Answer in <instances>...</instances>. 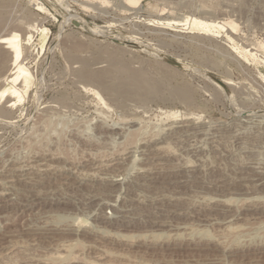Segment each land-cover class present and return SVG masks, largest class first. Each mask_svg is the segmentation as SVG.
Masks as SVG:
<instances>
[{"label":"rangeland","instance_id":"374dc122","mask_svg":"<svg viewBox=\"0 0 264 264\" xmlns=\"http://www.w3.org/2000/svg\"><path fill=\"white\" fill-rule=\"evenodd\" d=\"M99 1L0 0V37L21 36L32 75L21 102L0 103V264H264L251 182L264 166V0ZM192 17L233 21L237 44L192 34ZM185 121L201 131L176 136ZM28 190L42 199L21 213ZM131 205L139 219L122 218Z\"/></svg>","mask_w":264,"mask_h":264},{"label":"bare ground","instance_id":"6f19581e","mask_svg":"<svg viewBox=\"0 0 264 264\" xmlns=\"http://www.w3.org/2000/svg\"><path fill=\"white\" fill-rule=\"evenodd\" d=\"M92 0H85V2H91ZM96 1V0H95ZM125 1V3L127 4V7L128 8H137V6L142 2V0H124ZM99 2H101V3H103V6H107L106 4H110V3H108L109 2V0L107 1V0H102V1H99ZM87 3H85V4H87ZM97 4H98V2H97ZM105 4V5H104ZM88 5H91V3H88ZM66 7V6H65ZM64 7V8H65ZM85 8V7H84ZM88 8H89V6H88ZM126 8V7H125ZM41 9V8H40ZM66 9H68L67 7H66ZM89 10H90V8H89ZM68 11H69V9H68ZM43 13V12H42ZM45 13V12H44ZM76 17V16H75ZM74 16H71L70 18H68V19H66V21L65 22H63L62 24H61V31L64 29V27L69 23V21H73V20H76L77 21V17L75 18ZM28 24V23H27ZM30 25V24H29ZM28 25V26H29ZM31 25H32V23H31ZM30 25V26H31ZM149 25V24H148ZM187 25V24H186ZM187 26H189V28L187 27V29H189V31L192 33V34H198V35H201V36H204V37H212V38H223V37H226L227 39H228V41L230 42V43H234V44H237L236 43V41H237V39H236V41H235V39H234V34H236V32L235 31H237V25L233 22V21H229V22H226V23H224V22H222V23H219L218 21H216V22H205L204 20H202L201 21V19H197V18H189V20H188V25ZM150 27H154V28H156V29H160V30H168V28H170V27H172L170 24H168V23H164V24H162V23H150ZM93 29L94 30H97V32H101L99 29L100 28H97V27H93ZM38 30H40V29H38ZM103 30V29H102ZM233 30V31H232ZM231 31V32H230ZM40 32L41 33H43V34H45L46 32H47V30L46 29H41L40 30ZM50 32V31H49ZM234 34H233V33ZM58 36V35H57ZM29 38H30V41H31V36H28ZM211 38V39H212ZM26 40V39H25ZM28 41V40H27ZM22 39H21V36L17 33V34H10L9 36H5V37H0V67H1V65H2V63H3V59L5 58L6 59V61L8 62L9 61V63H11L12 65L11 66H13V68L11 67V69H13L12 70V73L10 74V76H8L7 78H6V84H7V87H5V88H2V89H0V103H1V101H3L4 99L6 100V103L8 104V102L9 101H12L13 99H17L19 102H21L23 99H24V94L25 93H27L31 88H32V75H31V73H30V71H29V69L25 66V64H24V58L22 59V52H23V45H22ZM28 43H29V41H28ZM228 43V42H227ZM233 44V45H234ZM248 47V46H247ZM255 47H256V45H255ZM257 47H259V48H257V49H255V51L256 50H261V51H263V53H264V44H259V46L257 45ZM250 48V47H249ZM253 49V48H252ZM252 49L251 50H249V49H245V47L244 48H242V47H235L234 48V50L235 51H233L232 53H237V55L239 54L240 56H242L243 57V59H245L248 63H255V64H259V58H258V54L257 53H255V52H253L252 51ZM27 51H28V49H27ZM258 52V51H257ZM24 60V61H23ZM263 61V60H262ZM2 62V63H1ZM5 62V61H4ZM5 65V64H4ZM133 80H135V79H133ZM137 81H139L140 82V84H141V81H142V84L140 85V84H138L139 82H137ZM137 81L135 80V82H137V84L139 85V86H142L143 84H145V82H143V80L142 79H140V78H138L137 79ZM228 81H229V79H228ZM228 81L226 80V84L229 86V85H232L231 83H228ZM229 82H232V81H229ZM145 87H147V86H145ZM226 87V86H225ZM225 89V88H224ZM87 91H88V89H87ZM219 91V90H218ZM217 91V92H218ZM221 91H222V89H221ZM219 93V92H218ZM218 93H217V95H218ZM221 93V92H220ZM99 96V95H98ZM220 96V95H219ZM100 97V96H99ZM101 100V99H100ZM14 102V101H13ZM105 102V101H104ZM5 103V102H4ZM7 104H6V106H7ZM3 106H4V104H3ZM173 115H175V114H173ZM170 117H172V115L170 116ZM174 118V117H173ZM189 119V118H188ZM187 119V120H188ZM243 120V119H242ZM241 120V121H242ZM246 120H248V119H246ZM240 121V120H239ZM245 121V120H244ZM243 121V122H244ZM176 123V122H175ZM179 124H181L180 126H178V127H175L177 130L176 131H174L175 132V134H177L176 136H179V135H188V134H196L197 132H199V131H201V130H199L198 131V127H196L195 125H193L192 124V121H191V124H189L188 122H181V123H179ZM238 125V124H237ZM240 125V124H239ZM246 126V125H245ZM248 126V125H247ZM173 127V126H172ZM243 127V126H242ZM259 128V127H258ZM100 129H102V126H101V128ZM117 130V129H116ZM260 130V129H259ZM204 131V130H203ZM203 131H202V133H203ZM216 131V130H215ZM103 132V131H102ZM173 132V131H172ZM217 132V131H216ZM215 132V133H216ZM262 132V131H261ZM260 132V133H261ZM180 133H182V134H180ZM201 133V132H200ZM213 133V132H212ZM218 133V132H217ZM263 134H264V132H263ZM235 135V134H234ZM194 136V135H193ZM210 136V135H209ZM260 136V135H259ZM179 137H181V136H179ZM196 137V136H195ZM236 137V136H235ZM174 138H176V137H174ZM183 138V137H182ZM197 138V137H196ZM260 138V137H259ZM256 139V138H255ZM215 140V139H214ZM177 141V140H176ZM239 141V140H238ZM172 142V141H171ZM242 142V141H241ZM158 144V143H157ZM219 144V143H218ZM152 145V144H151ZM154 146V145H153ZM157 146V145H156ZM149 147V146H148ZM217 147V146H216ZM159 148V147H158ZM147 149V148H146ZM219 149V148H218ZM143 150H144V148H143ZM150 150V149H149ZM159 150V149H158ZM149 152H152V151H149ZM214 152V151H213ZM248 152V151H247ZM147 153V152H146ZM160 153V152H159ZM129 154V153H128ZM137 154V153H136ZM150 155V154H149ZM157 155V154H156ZM196 156V155H195ZM52 158H54V157H52ZM48 160V159H47ZM52 160V159H51ZM121 160H122V162L120 161V160H118L117 161V163H115V164H112V165H110V164H108V165H110V167H113V168H115L116 166H119V165H121V164H123V162H125L126 161V158H121ZM125 160V161H124ZM36 161V160H35ZM41 161V160H40ZM43 161H44V159H43ZM251 161V160H250ZM48 162V161H47ZM159 162V161H158ZM260 162V161H259ZM41 163V162H40ZM43 163V162H42ZM46 163V162H45ZM49 163V162H48ZM162 163V162H161ZM261 163V162H260ZM44 164V163H43ZM50 164V163H49ZM126 164V163H125ZM160 164V163H159ZM164 164V163H163ZM251 164H252V162H251ZM251 164H249V165H251ZM254 164V163H253ZM256 164V163H255ZM259 164V163H258ZM258 164H256V165H258ZM262 164V163H261ZM35 165H37V162H36V164ZM154 165V164H153ZM156 165V164H155ZM167 165V164H166ZM249 165H247V166H249ZM31 165H29V166H25V167H23L22 168V166H21V168H15V169H11V175L12 176H15V175H17V173H22V175H23V173L27 176V175H30L31 174V171H32V167H30ZM33 166V165H32ZM51 166V165H50ZM252 166V165H251ZM255 166V165H254ZM254 166H253V168H254ZM28 167V168H27ZM37 168V166H35V169ZM39 168H40V165H39ZM109 168V167H108ZM112 168V169H113ZM120 168H121V166H120ZM160 168H161V166H160ZM175 168V167H174ZM194 168V167H193ZM243 168H244V165H243ZM255 168H256V166H255ZM34 169V168H33ZM43 169V168H42ZM115 169H117V168H115ZM178 169V168H177ZM176 169V170H177ZM239 169H242V168H239ZM250 169H252V168H249V170ZM41 170V169H40ZM66 170H68V169H66ZM181 170V169H180ZM186 170V169H185ZM198 170H199V168H198ZM13 171V172H12ZM39 171V170H38ZM42 171V170H41ZM45 171V170H44ZM43 171V172H44ZM71 171V170H70ZM151 171V170H150ZM169 171V170H168ZM251 171V170H250ZM33 172V171H32ZM115 172V171H114ZM158 172V171H157ZM177 172V171H176ZM253 173L254 174H257V176L256 177H254L253 175V179L251 178V182H254V183H256V184H254V186L256 185V186H259V187H261L262 189H264V166H263V168H261V166H260V170H255V171H253ZM35 174V173H34ZM171 174V173H170ZM8 175V174H7ZM10 175V176H11ZM42 175V174H41ZM243 175V174H242ZM245 175V174H244ZM17 176H19V175H17ZM182 176V175H181ZM186 176V175H185ZM248 176V175H247ZM20 177V176H19ZM28 177V176H27ZM30 177V176H29ZM198 176H196V178H197ZM243 177H245V176H243ZM249 177H250V175H249ZM33 178V177H32ZM80 178V177H79ZM116 178V177H115ZM240 178V177H239ZM2 179V178H1ZM83 179V178H82ZM85 179V178H84ZM120 179V178H119ZM145 179V178H144ZM156 179V178H155ZM246 179V178H245ZM250 179V178H249ZM10 180H11V178H10ZM14 180V179H13ZM24 180V179H23ZM38 180H40V179H38ZM118 180V179H117ZM139 180V179H138ZM148 180H150V181H152L151 182V184L152 183H157L156 181H154V178H148ZM1 181V180H0ZM4 181V180H3ZM35 181V180H34ZM114 181V180H113ZM184 181V180H183ZM189 181V180H188ZM9 182H12V180L11 181H9ZM133 182H134V180H133ZM143 182V181H142ZM185 182H187L186 180H185ZM238 182H240V181H237V183ZM242 182H245V181H241V183ZM28 183V182H27ZM38 183H40L39 181H38ZM42 183V182H41ZM135 183V182H134ZM133 183V184H134ZM136 183H138V182H136ZM141 184V183H140ZM183 184V183H182ZM240 186H241V184L240 183H238ZM244 184V183H243ZM242 184V186L243 187H246V186H244ZM110 185V187H114V188H117L118 186H119V183L117 182V181H114V182H112L111 184H109ZM135 185V184H134ZM185 185V184H184ZM131 186V185H130ZM138 186V185H137ZM151 186H153V185H151ZM227 186V185H226ZM226 186H223V188L224 187H226ZM234 186V185H233ZM253 186V187H254ZM16 187V186H15ZM26 187V186H25ZM144 187V186H143ZM238 187V186H237ZM146 188V187H145ZM151 188V187H150ZM227 188V187H226ZM225 188V189H226ZM240 188V187H239ZM248 188V187H247ZM256 188H258V187H256ZM22 189V188H21ZM24 189V188H23ZM35 189V188H34ZM126 189V188H125ZM128 189V188H127ZM131 189V188H130ZM227 189H229V188H227ZM245 189V188H244ZM113 190V189H112ZM224 190V189H223ZM238 190V189H237ZM9 191V190H8ZM233 191V190H232ZM244 191V190H243ZM243 191L241 192V193H243ZM6 192V191H5ZM142 192V191H141ZM258 192V191H257ZM25 193V192H24ZM127 193V192H126ZM134 193V192H133ZM225 193V192H224ZM228 193V192H227ZM240 193V192H239ZM240 193V194H241ZM245 193V192H244ZM247 193H248V191H247ZM22 194H20V196H21ZM42 195V194H41ZM41 195H38V194H36V192L35 191H32V190H28V193H26L24 196H21V197H18V199L20 200V201H22V203H20L17 207H16V209H18V211L19 210H21V213H22V210H26L27 208L28 209H31L32 208V204H34V202H37L38 203V201L37 200H39V199H42V197L40 198V196ZM15 196V195H14ZM139 196V195H138ZM123 197V196H122ZM7 194H5V193H2L1 191H0V207H3L4 205H5V203L7 202ZM131 198V197H130ZM11 199V198H10ZM212 199V198H211ZM216 200V199H215ZM40 201V200H39ZM125 201V200H124ZM44 202V201H43ZM130 202L132 203L133 201L132 200H130ZM30 203H32V204H30ZM15 205H14V207H15ZM135 205V204H134ZM5 206H8L7 205V203H6V205ZM100 206V205H99ZM139 207V206H138ZM141 207V206H140ZM7 208V207H6ZM11 208V207H10ZM118 208V207H117ZM131 208V209H130ZM27 209V210H28ZM121 210H123V208L121 209ZM140 210H141V208H136V207H133L132 205L131 206H129L128 207V209L126 208V209H124L123 210V212L125 213V215H122V218L123 219H126V218H128V220H129V216H131V215H133V216H135L134 214H136L137 215V218H138V213L140 214ZM143 210V209H142ZM29 211V210H28ZM144 211V210H143ZM148 211V210H147ZM150 211V210H149ZM11 212V211H10ZM24 212V211H23ZM142 213H144V212H142ZM141 213V214H142ZM146 213H148V212H146ZM145 213V214H146ZM151 213V212H150ZM170 213V212H169ZM140 214V215H141ZM153 215V214H152ZM133 216H132V218H133ZM146 216V215H145ZM117 217V216H116ZM140 217V216H139ZM142 217H143V215H142ZM147 217V216H146ZM151 217V216H150ZM154 217V216H153ZM96 219V218H95ZM99 219V218H98ZM103 219V218H102ZM139 219V218H138ZM144 219V218H143ZM116 220V219H115ZM143 222H144V220H142ZM102 222H103V220H102ZM104 222H105V219H104ZM120 222H125V221H120ZM127 223V222H126ZM131 223V222H130ZM148 223V222H147ZM120 225H122L121 223H119ZM128 224V223H127ZM136 224V223H135ZM129 225V224H128ZM58 257V256H57ZM55 260V259H54ZM59 260H60V258H59ZM57 261H58V259H57ZM43 263V262H42ZM95 263V262H94ZM98 264V263H97Z\"/></svg>","mask_w":264,"mask_h":264},{"label":"water","instance_id":"95a60500","mask_svg":"<svg viewBox=\"0 0 264 264\" xmlns=\"http://www.w3.org/2000/svg\"><path fill=\"white\" fill-rule=\"evenodd\" d=\"M76 27H80L79 23H75L74 24ZM170 64H172L173 66L180 68V69H184V67H182L181 65L177 64L176 62H170Z\"/></svg>","mask_w":264,"mask_h":264}]
</instances>
